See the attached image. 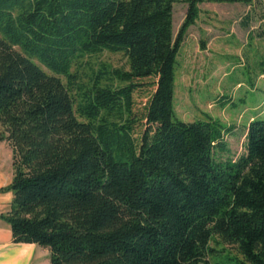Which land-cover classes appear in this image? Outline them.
<instances>
[{
    "label": "trees",
    "instance_id": "trees-1",
    "mask_svg": "<svg viewBox=\"0 0 264 264\" xmlns=\"http://www.w3.org/2000/svg\"><path fill=\"white\" fill-rule=\"evenodd\" d=\"M252 1L0 0V142L12 170L0 220L13 244L46 248L48 264H199L217 238L240 256L231 264H264V120L248 122L232 157L233 127L182 121L172 106L197 6ZM176 2L186 11L173 37ZM102 51L126 70L99 65L78 82L71 68Z\"/></svg>",
    "mask_w": 264,
    "mask_h": 264
},
{
    "label": "rangeland",
    "instance_id": "rangeland-1",
    "mask_svg": "<svg viewBox=\"0 0 264 264\" xmlns=\"http://www.w3.org/2000/svg\"><path fill=\"white\" fill-rule=\"evenodd\" d=\"M197 8L195 22L187 28L176 56L173 111L182 121L204 119L207 115L233 127L224 140L232 157H236L244 151L248 122L264 120V74H257L258 67L264 65V0H253L250 5L201 3ZM185 11V4L172 5L173 37ZM77 63L71 71H76L78 82H84L89 70H96L99 65L126 70L124 57L107 51L85 56ZM60 79L65 83L64 77ZM145 89L133 94L135 109L141 108L152 87ZM0 146L10 151L6 142H0ZM219 241L214 238L209 243L215 251L199 264H231L233 260L226 258H240L233 246ZM23 248L29 257L18 264H48L46 248Z\"/></svg>",
    "mask_w": 264,
    "mask_h": 264
},
{
    "label": "crops",
    "instance_id": "crops-1",
    "mask_svg": "<svg viewBox=\"0 0 264 264\" xmlns=\"http://www.w3.org/2000/svg\"><path fill=\"white\" fill-rule=\"evenodd\" d=\"M11 175V152L9 150L5 151L0 146V188H4L9 184ZM10 200L11 193L9 191H0V214L8 210ZM25 245L31 246V244H13L8 226L0 220V264L20 263L21 261H17L16 254L24 250L23 246ZM10 253H14V256H11Z\"/></svg>",
    "mask_w": 264,
    "mask_h": 264
},
{
    "label": "bare ground",
    "instance_id": "bare-ground-1",
    "mask_svg": "<svg viewBox=\"0 0 264 264\" xmlns=\"http://www.w3.org/2000/svg\"><path fill=\"white\" fill-rule=\"evenodd\" d=\"M16 252V251H14ZM11 256H14V253H10ZM16 258L18 259L17 261H25L28 257H29V254L26 253L24 250L22 251H19L17 254H16ZM28 256V257H27ZM12 262H8V264H11ZM16 263V262H15Z\"/></svg>",
    "mask_w": 264,
    "mask_h": 264
}]
</instances>
